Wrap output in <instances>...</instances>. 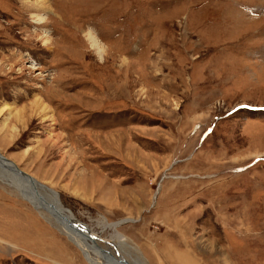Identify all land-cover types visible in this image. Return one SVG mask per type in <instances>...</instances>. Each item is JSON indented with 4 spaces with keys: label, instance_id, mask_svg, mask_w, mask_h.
Instances as JSON below:
<instances>
[{
    "label": "rangeland",
    "instance_id": "obj_1",
    "mask_svg": "<svg viewBox=\"0 0 264 264\" xmlns=\"http://www.w3.org/2000/svg\"><path fill=\"white\" fill-rule=\"evenodd\" d=\"M23 1L0 0V153L111 261L152 264L173 243L208 264H264V110L244 107H264V0H41L44 22ZM11 173L0 264H92Z\"/></svg>",
    "mask_w": 264,
    "mask_h": 264
},
{
    "label": "bare ground",
    "instance_id": "obj_2",
    "mask_svg": "<svg viewBox=\"0 0 264 264\" xmlns=\"http://www.w3.org/2000/svg\"><path fill=\"white\" fill-rule=\"evenodd\" d=\"M37 1L38 2L35 1L36 3H33V2H30V0H24L22 3H24L25 6L27 4V7L34 9L35 11H42L44 14L42 16H39V20L44 22V19L46 18V15H45L46 12L48 13L51 11L50 6L41 0H37ZM41 100L42 99H37L36 102H40ZM7 108H10V107H7ZM6 165L7 166L11 165L13 167L12 163L9 162V159H7V157H5L4 160L0 161V168H1L0 171L7 173L8 170L6 169L7 168ZM2 167L5 169H2ZM21 171L23 172L22 169ZM26 174H29V173L25 172V174H22L17 171L12 172L11 173V180L13 181L12 186L16 188L17 191H19V193L23 195L27 200H30L33 204L37 205V207L39 208L41 212L44 209L49 214L47 216L48 220H50V222L54 224H58L61 227V231L64 232V234L82 250V252L85 255V258L87 259L89 263H92V264H133L134 262V264H145L144 261H141L138 259L136 261L132 259L133 261L131 262L128 258L122 257L120 254H119L118 259L114 257L115 260L113 261L115 263L111 261V259L109 260L108 258L109 257L111 258L109 251L105 248L100 247L97 244V241L95 239V237L98 238V240L99 238H101L99 233L94 232L92 229H90V227L87 224L80 221L77 217H75L71 213V211L65 208L60 203L57 197L56 191L49 189V188L45 189V186L41 184L35 177L29 174L34 178V179H31L27 177ZM45 196L48 199H45L44 198ZM49 202L53 203L56 206V209H59V212H55L49 207L44 206V204L49 203ZM60 211L62 212L61 215L59 214ZM62 216L68 217V219L71 222L77 225L78 230H70L69 229L70 226L65 225V223H68L70 221H64ZM101 227L102 229L117 228V225L107 224L106 221L103 220ZM118 237L120 238L121 236L120 235L114 236V239H116L117 241ZM121 243H124V241L122 240Z\"/></svg>",
    "mask_w": 264,
    "mask_h": 264
},
{
    "label": "crops",
    "instance_id": "obj_3",
    "mask_svg": "<svg viewBox=\"0 0 264 264\" xmlns=\"http://www.w3.org/2000/svg\"><path fill=\"white\" fill-rule=\"evenodd\" d=\"M166 239L167 237L165 236L163 240H166ZM161 240H157V241L160 242ZM140 244L145 245L143 243H140ZM158 244L159 243H155V245L160 246ZM166 245H165L167 248L166 250L163 249V250L157 251L154 248L151 249V254L149 256L150 257L149 259L152 264H189V263H186V261L190 260V257L195 258L198 264H208L206 261L203 260V258H200V257L198 258L192 251H190L188 247H184V248L176 247L173 243H168ZM178 255L181 258L180 262H178L176 258ZM229 259L230 261H232L230 257Z\"/></svg>",
    "mask_w": 264,
    "mask_h": 264
},
{
    "label": "clouds",
    "instance_id": "obj_4",
    "mask_svg": "<svg viewBox=\"0 0 264 264\" xmlns=\"http://www.w3.org/2000/svg\"><path fill=\"white\" fill-rule=\"evenodd\" d=\"M83 36L97 60L100 63H104L105 56L109 51L108 45L100 39L99 34L91 26L83 32ZM121 59L122 61L124 60L123 57Z\"/></svg>",
    "mask_w": 264,
    "mask_h": 264
},
{
    "label": "water",
    "instance_id": "obj_5",
    "mask_svg": "<svg viewBox=\"0 0 264 264\" xmlns=\"http://www.w3.org/2000/svg\"><path fill=\"white\" fill-rule=\"evenodd\" d=\"M0 159H2V160H4L5 159V156H3V154H1L0 153ZM8 159V158H7ZM2 160H0V161H2ZM9 162H11L12 163V165H13V167L11 166V165H9V166H7L6 165V169L8 170V171H12V172H20V173H22V174H25V172L23 171H21V169L16 165V164H14V162L13 161H11V160H9ZM27 175V177H29V178H31V179H34L31 175H29V174H26ZM50 189V188H49ZM43 205V204H42ZM44 206H46V207H49L50 209H52V210H54L55 212H59V209H56V206L53 204V203H51V202H49V203H46V204H44ZM48 208V209H49ZM50 211V210H49ZM61 211H60V215H61ZM63 217V216H62ZM63 220L64 221H70L69 219H68V217H63ZM72 224V225H71ZM65 225H68V226H70L69 227V229L70 230H78V227H77V225L76 224H74L73 222H68V223H65Z\"/></svg>",
    "mask_w": 264,
    "mask_h": 264
}]
</instances>
